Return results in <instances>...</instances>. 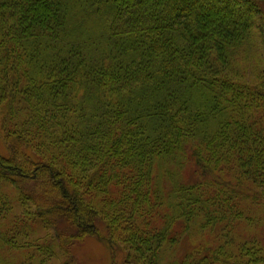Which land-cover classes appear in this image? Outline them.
Returning <instances> with one entry per match:
<instances>
[{
  "label": "trees",
  "instance_id": "16d2710c",
  "mask_svg": "<svg viewBox=\"0 0 264 264\" xmlns=\"http://www.w3.org/2000/svg\"><path fill=\"white\" fill-rule=\"evenodd\" d=\"M0 140V264H264V0H0Z\"/></svg>",
  "mask_w": 264,
  "mask_h": 264
},
{
  "label": "rangeland",
  "instance_id": "374dc122",
  "mask_svg": "<svg viewBox=\"0 0 264 264\" xmlns=\"http://www.w3.org/2000/svg\"><path fill=\"white\" fill-rule=\"evenodd\" d=\"M3 152H5L4 144L3 142L1 144L0 140V153ZM72 250L74 259L78 261L77 264H111L106 249L94 239H88Z\"/></svg>",
  "mask_w": 264,
  "mask_h": 264
}]
</instances>
